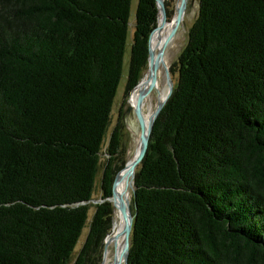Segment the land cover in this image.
<instances>
[{
	"label": "trees",
	"instance_id": "16d2710c",
	"mask_svg": "<svg viewBox=\"0 0 264 264\" xmlns=\"http://www.w3.org/2000/svg\"><path fill=\"white\" fill-rule=\"evenodd\" d=\"M198 1L135 171L128 264H264V0ZM130 5L0 0V264H103L125 165L112 105L128 39L132 97L157 27L156 0L132 28Z\"/></svg>",
	"mask_w": 264,
	"mask_h": 264
},
{
	"label": "rangeland",
	"instance_id": "374dc122",
	"mask_svg": "<svg viewBox=\"0 0 264 264\" xmlns=\"http://www.w3.org/2000/svg\"><path fill=\"white\" fill-rule=\"evenodd\" d=\"M137 1L138 0H131V5H130V19H131L130 27L131 28L133 26V18H134L136 7H137ZM180 1L181 0H171L166 3L167 11L172 16L169 20H166V25L164 26L163 32L160 37L161 42L159 41V49H158V46H155L154 53H153V59H159V57L161 56L166 61L165 63H167L166 65H168L169 72H170L169 73L170 78L174 86L177 82L178 56L180 52L182 51V49L184 48V46L186 45L188 30L193 24L197 16L198 4H199L198 0H187L186 1V11L179 25V28L176 34L174 35V37L172 38V40L166 45V47L164 48L162 52V48L164 47L165 41L168 35L170 34L171 29L174 24V20L176 17V6L180 4ZM130 45H131V41L129 38L127 45H126L124 58H123L121 79L118 84L116 95L114 97V101L112 105L111 122H110V125L108 126L107 133L105 136V138L108 139L115 125L117 124L119 125V134H120V142H121V146H120L121 157L125 161V164L133 160L136 150L138 148L139 141H140V129H139V125L135 118L134 113L129 112L128 114H126L125 112H126V109L129 107V105L132 106V103H133L132 98L135 96L136 93H138L139 88L144 86V89H145L146 87L145 85H147V80H148V75H145L147 72V67H146V69L144 70L142 74L141 84L137 92L132 97H130V99H129V96L131 95V93L124 96V90H125L126 80H127V75H128L129 59H130ZM160 52L162 53L161 55H160ZM153 96H156V92L154 90H153ZM106 158L107 156H105L102 152L101 165L97 173L96 188H95V192L93 195V199L96 203L101 201L99 184H100V179H101V174H102V167H103L102 163H104ZM117 164L118 162H116V165ZM130 184H131V176L129 177V180H128V187ZM132 188L133 187H130L129 189L127 188V193L124 194L122 197V203L126 209L130 208ZM93 212H94V209L91 208L89 212L87 224H89V221L91 219ZM112 218H113V214H112ZM113 223L114 224L112 228V233L107 239V241L105 242V246H104L103 264H113V262H115L114 261V252H115L114 234L116 233L115 232L116 228L119 225L122 226V223L119 220V216L116 211H114ZM87 232H88V227L86 226L83 229L82 235L77 243L74 256L76 255L77 252H79L81 246L83 245Z\"/></svg>",
	"mask_w": 264,
	"mask_h": 264
},
{
	"label": "bare ground",
	"instance_id": "6f19581e",
	"mask_svg": "<svg viewBox=\"0 0 264 264\" xmlns=\"http://www.w3.org/2000/svg\"><path fill=\"white\" fill-rule=\"evenodd\" d=\"M165 25H166V20L164 18V13H163V15H159L155 33L151 36V39H150V47H151L152 54L154 53L155 46H158V49H159V41H160V37H161V34L163 32ZM161 54L162 53L160 52V55ZM165 62L166 61L161 56L159 57V59H153V64L156 67V74H155L156 85L151 90H149V86L151 82V75L147 71L145 75H148V80H147V85H145L146 86L145 89H144V86L140 87L138 93H136L135 96L132 98L133 100L132 106L129 105L132 109L137 108L140 111L145 134L147 133V128L149 126L150 119L153 115L155 106L157 105V103L164 101L167 95V92H168L166 72L168 73L170 72H169L168 65H166L167 63ZM141 80L136 88L140 86ZM153 90L156 92V96H153ZM131 95L129 96V99ZM139 150H140V141H139L138 148L136 150L134 157L137 155ZM130 176L131 175L129 173V168L124 167L123 171L118 175L117 180L115 182L114 189H113L114 197L109 199L115 205L114 211L117 212L119 216V220L122 223V226L119 225L116 228L115 230L116 233L114 234V248H115L114 261L115 262H113V264H118L123 255L124 242H123L122 231L124 227V222H123V219L120 213V207L123 206L122 197L124 194L127 193L128 180Z\"/></svg>",
	"mask_w": 264,
	"mask_h": 264
},
{
	"label": "water",
	"instance_id": "95a60500",
	"mask_svg": "<svg viewBox=\"0 0 264 264\" xmlns=\"http://www.w3.org/2000/svg\"><path fill=\"white\" fill-rule=\"evenodd\" d=\"M186 1L187 0H181L180 4L178 6H176V17L174 20V24H173V27L171 29L170 34L168 35V37L165 41L164 47L162 48V52H163L164 48L166 47V45L172 40V38L174 37V35L176 34V32L179 28V25L182 21L184 14H185V11H186ZM156 6H157V14H158L157 15V21H158L159 15H163V13H165L166 8L164 6V0H156ZM157 21H156V23H157ZM155 28H156V26H155ZM155 28L152 30L151 34L149 35V40H148L147 71L151 75V82H150L149 90H151L156 85V78H155L156 67L153 64V54H152L151 47H150V39H151V36H152ZM166 81H167V86H168L167 95H166L163 102L157 103V105L155 106V109H154L153 115L150 119V123H149V126L147 128L146 134H145L144 129H143V122H142V116H141L140 111L137 108L132 109L130 106L126 109V112H125L126 114H128L129 112L134 113L135 118H136L138 125H139V129H140V150L131 162L126 163L124 165V167L129 168V173L131 175V184L129 185L128 189L130 187H133L135 171L138 168V166L141 164V162H142V160L146 154V151L148 148V143H149V136H150V133H151V130L153 127V123H154L155 119L158 117V115L160 114L163 106L165 105V103L167 102V100L169 99V97L172 94L174 85L171 81L170 74L168 72H166ZM139 82H138V84H139ZM121 171L122 170H120L114 177L113 184H112L111 198L114 197V192H113L114 185H115L117 177ZM133 189L134 188H132V191H133ZM109 199L107 201L112 204V212H113L115 205ZM120 213H121V216H122V219L124 222V227H123V231H122L124 249H123L122 258L118 264H128L129 240H130V235H131L133 216L131 213V209L130 208L126 209L123 206L120 207ZM101 248L102 249L104 248V243H102ZM100 264H102V263H100Z\"/></svg>",
	"mask_w": 264,
	"mask_h": 264
}]
</instances>
